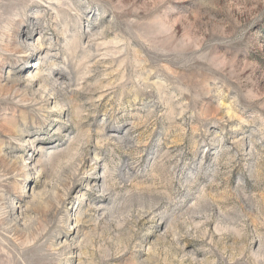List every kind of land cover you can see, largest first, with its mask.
Listing matches in <instances>:
<instances>
[{
  "label": "rangeland",
  "instance_id": "1",
  "mask_svg": "<svg viewBox=\"0 0 264 264\" xmlns=\"http://www.w3.org/2000/svg\"><path fill=\"white\" fill-rule=\"evenodd\" d=\"M0 264H264V0H0Z\"/></svg>",
  "mask_w": 264,
  "mask_h": 264
}]
</instances>
